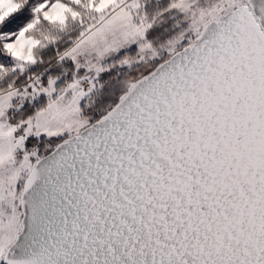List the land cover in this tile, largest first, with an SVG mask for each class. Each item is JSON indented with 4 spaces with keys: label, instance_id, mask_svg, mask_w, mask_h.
<instances>
[{
    "label": "snow or ice",
    "instance_id": "snow-or-ice-1",
    "mask_svg": "<svg viewBox=\"0 0 264 264\" xmlns=\"http://www.w3.org/2000/svg\"><path fill=\"white\" fill-rule=\"evenodd\" d=\"M0 264H264V0H0Z\"/></svg>",
    "mask_w": 264,
    "mask_h": 264
}]
</instances>
